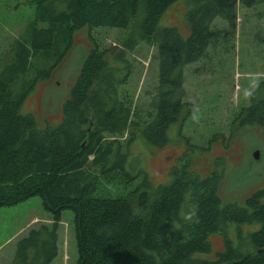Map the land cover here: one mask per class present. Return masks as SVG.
Listing matches in <instances>:
<instances>
[{
  "label": "trees",
  "instance_id": "16d2710c",
  "mask_svg": "<svg viewBox=\"0 0 264 264\" xmlns=\"http://www.w3.org/2000/svg\"><path fill=\"white\" fill-rule=\"evenodd\" d=\"M174 1L22 0L33 7V16L0 62V207L37 196L50 222L15 241L9 264H50L64 209L72 211L75 264H264V189L241 205L223 203L219 172H196L187 154L169 167L165 184L153 185L142 168L126 167L134 140L162 146L167 126L190 113L183 68L201 59L218 37L215 18L232 24L237 4L249 8L264 2L183 0L188 29L183 36L175 26L158 27ZM83 27L116 28L121 35L115 48L91 40L59 122L37 127L21 105ZM139 44L153 46L157 60L145 115L124 90L131 68L126 53ZM236 120L264 124V81ZM192 213L191 220L185 218ZM251 222L258 228L248 234L247 244L233 246L225 228ZM212 234L221 236L219 251H212Z\"/></svg>",
  "mask_w": 264,
  "mask_h": 264
},
{
  "label": "rangeland",
  "instance_id": "374dc122",
  "mask_svg": "<svg viewBox=\"0 0 264 264\" xmlns=\"http://www.w3.org/2000/svg\"><path fill=\"white\" fill-rule=\"evenodd\" d=\"M185 6L183 0L174 1L160 16L158 27L175 26L185 36L188 33ZM32 16L33 7L22 0H0V62L6 58L9 43ZM215 24L220 31L216 40L207 46L201 59L183 68V90L185 101L191 106L190 113L182 123L167 126L162 146L134 140L129 146L126 167L142 168L153 185L165 184L169 180V167L187 154L196 172L205 174L214 169L219 172L218 194L223 203L241 205L250 193L264 189V124L240 125L236 120L238 110L248 104L243 90L254 76L264 81V2L249 8L237 4L232 24L217 18ZM120 35V30L109 27L77 30L71 48L44 79L35 82L21 112L32 114L37 127L56 125L61 105L92 46L91 40L100 48H115ZM154 53V47L145 44L126 53L131 68L124 90L139 104L141 115H145L144 106L156 82ZM194 116L199 120H194ZM254 151L257 158L252 157ZM216 160L220 162L217 165ZM49 218L37 196L0 207V264H9L18 238L31 227L48 224ZM257 228L255 222L229 224L225 235L233 246H245L248 234ZM209 241L212 251L221 249L220 234L210 235ZM56 244L57 253L50 264H75L77 254L69 209L61 211Z\"/></svg>",
  "mask_w": 264,
  "mask_h": 264
},
{
  "label": "clouds",
  "instance_id": "9594fccd",
  "mask_svg": "<svg viewBox=\"0 0 264 264\" xmlns=\"http://www.w3.org/2000/svg\"><path fill=\"white\" fill-rule=\"evenodd\" d=\"M259 83H260L259 77L254 76L253 79L250 81L249 87H247L243 90V92H242L243 98L246 101H248L249 103H251L252 101H254L256 99L257 89L259 88ZM193 119L198 121L199 117L194 116ZM193 215H194V213L189 214L185 218L188 220H191Z\"/></svg>",
  "mask_w": 264,
  "mask_h": 264
},
{
  "label": "water",
  "instance_id": "95a60500",
  "mask_svg": "<svg viewBox=\"0 0 264 264\" xmlns=\"http://www.w3.org/2000/svg\"><path fill=\"white\" fill-rule=\"evenodd\" d=\"M252 157H253V158H257V151H254V152L252 153Z\"/></svg>",
  "mask_w": 264,
  "mask_h": 264
},
{
  "label": "crops",
  "instance_id": "0c3cea01",
  "mask_svg": "<svg viewBox=\"0 0 264 264\" xmlns=\"http://www.w3.org/2000/svg\"><path fill=\"white\" fill-rule=\"evenodd\" d=\"M50 219V218H49Z\"/></svg>",
  "mask_w": 264,
  "mask_h": 264
}]
</instances>
